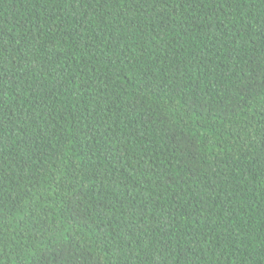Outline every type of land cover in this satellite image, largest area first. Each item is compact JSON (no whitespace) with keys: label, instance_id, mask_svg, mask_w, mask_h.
I'll return each instance as SVG.
<instances>
[{"label":"trees","instance_id":"trees-1","mask_svg":"<svg viewBox=\"0 0 264 264\" xmlns=\"http://www.w3.org/2000/svg\"><path fill=\"white\" fill-rule=\"evenodd\" d=\"M0 264H264V0H0Z\"/></svg>","mask_w":264,"mask_h":264}]
</instances>
